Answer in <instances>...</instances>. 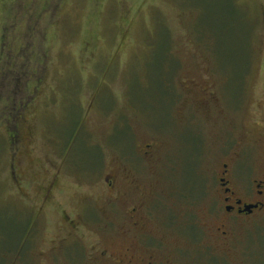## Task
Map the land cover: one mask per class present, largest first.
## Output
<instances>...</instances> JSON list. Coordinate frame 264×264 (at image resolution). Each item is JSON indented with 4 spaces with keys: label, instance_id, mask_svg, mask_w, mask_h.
<instances>
[{
    "label": "rangeland",
    "instance_id": "1",
    "mask_svg": "<svg viewBox=\"0 0 264 264\" xmlns=\"http://www.w3.org/2000/svg\"><path fill=\"white\" fill-rule=\"evenodd\" d=\"M263 150L264 0H0V264H204Z\"/></svg>",
    "mask_w": 264,
    "mask_h": 264
},
{
    "label": "flooded vegetation",
    "instance_id": "2",
    "mask_svg": "<svg viewBox=\"0 0 264 264\" xmlns=\"http://www.w3.org/2000/svg\"><path fill=\"white\" fill-rule=\"evenodd\" d=\"M264 153V150H263ZM237 154L233 153L225 164L223 171L215 178V183L219 195V207L207 210L208 217L212 220V224L205 225V229L196 230L199 238L208 239V243L215 245L213 254H202L200 258L206 263L204 264H225L231 256L244 253L242 246L247 245L246 256L252 257V262L260 256V264H264V251H258V242L264 238V171L259 178H253L247 185L238 180L236 174H232L230 164L237 161ZM239 175V174H238ZM240 176V175H239ZM234 178V179H233ZM115 176L106 179L109 188L114 190ZM234 180L237 184L233 185ZM134 184L133 182H129ZM205 184L203 194L205 195ZM139 207V206H138ZM141 209V207H139ZM137 208H131L128 219L135 230H141L144 219L141 214L137 213ZM73 229H77L78 225L68 222ZM192 224L188 223V226ZM198 227V226H197ZM263 241V240H262ZM244 248V247H243ZM139 255L133 249L127 250V255L117 258L119 264H160L162 257L142 251ZM204 252H208L205 250ZM132 253V254H131ZM131 254V255H130ZM244 255V254H243ZM201 260V261H202ZM203 262V261H202Z\"/></svg>",
    "mask_w": 264,
    "mask_h": 264
},
{
    "label": "trees",
    "instance_id": "3",
    "mask_svg": "<svg viewBox=\"0 0 264 264\" xmlns=\"http://www.w3.org/2000/svg\"><path fill=\"white\" fill-rule=\"evenodd\" d=\"M170 43H171V42H170ZM248 45H249V43H248ZM248 47H249V46H248ZM171 56H172V55L170 54L169 57H171ZM25 255H27V253H24V254H23V257H24Z\"/></svg>",
    "mask_w": 264,
    "mask_h": 264
}]
</instances>
